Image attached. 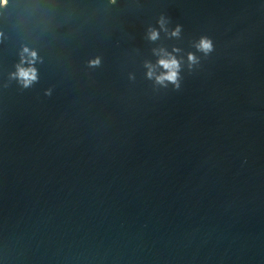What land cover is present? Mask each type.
Listing matches in <instances>:
<instances>
[{
    "label": "water",
    "instance_id": "water-1",
    "mask_svg": "<svg viewBox=\"0 0 264 264\" xmlns=\"http://www.w3.org/2000/svg\"><path fill=\"white\" fill-rule=\"evenodd\" d=\"M0 264H264V0L0 6Z\"/></svg>",
    "mask_w": 264,
    "mask_h": 264
},
{
    "label": "clouds",
    "instance_id": "clouds-1",
    "mask_svg": "<svg viewBox=\"0 0 264 264\" xmlns=\"http://www.w3.org/2000/svg\"><path fill=\"white\" fill-rule=\"evenodd\" d=\"M7 0H0V6H4ZM161 27H163V18L159 21ZM180 26L177 25L176 29L171 33L173 36L179 35ZM158 37L156 30L152 29L149 31V39L155 40ZM197 49L207 55L212 51V43L207 38H201L199 43L196 45ZM37 60V54L35 51H30L27 47L23 48L20 53V62L16 65V71L11 74L23 87H30L37 80V70L33 66ZM190 63L196 62V57L193 54L188 55ZM90 66H98L100 61L95 59L89 62ZM159 66L164 69V72L156 76V82L163 84L164 81H168L173 84L175 88H179V61L169 55L167 59H160L157 62ZM27 65V66H24ZM148 77L151 78L153 73L151 70L147 73ZM47 94V93H46Z\"/></svg>",
    "mask_w": 264,
    "mask_h": 264
}]
</instances>
